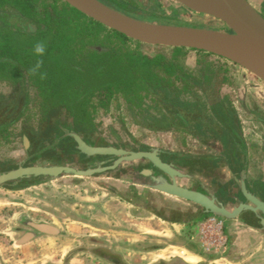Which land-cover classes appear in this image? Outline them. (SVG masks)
Wrapping results in <instances>:
<instances>
[{
    "label": "flooded vegetation",
    "instance_id": "1",
    "mask_svg": "<svg viewBox=\"0 0 264 264\" xmlns=\"http://www.w3.org/2000/svg\"><path fill=\"white\" fill-rule=\"evenodd\" d=\"M158 1L159 0H146V19H149L148 17H155V19H163L165 21L168 19L172 21L178 18L184 21L193 18L178 8L173 9L171 13L167 15L163 9L162 3ZM117 2L123 4L122 6L126 8L132 16L142 17L141 14L133 13L127 2L122 0H117ZM134 8L136 9V7ZM261 15L264 17L263 13H261ZM17 21H19V23ZM183 21H176V23L177 25H183L185 24ZM7 23H9L8 25L11 27L23 28L25 25L29 26L34 24V21L30 18H24L18 13L7 12V14H5L0 11V29L6 26ZM198 51L199 50L188 49L187 55L184 57V65H186L191 72L196 73L201 71L202 77L204 74L207 75L206 79L203 77L205 82L202 86H205L208 92V96H206L208 101L205 100L203 94L200 95L203 103L210 104L209 106L207 105L209 109L207 110L205 121L201 120L197 125L194 127L190 126L186 130H153L150 129L147 124H149V122L155 123V117L161 113L160 109L151 106V109L146 108L145 112L139 114L137 111L128 110L125 104H121H123L128 113L131 114L132 121L135 125L146 128L152 132L160 133L173 131L176 135H189L195 141L194 143L196 146L194 149L198 148V144H203L211 151L207 152L205 150L196 149L194 152L190 150V153H185L179 149V151L171 148L160 149L150 144H143L133 138H130L131 144L130 142L124 143L114 130L112 133L117 138V141L115 143L110 142L102 135L103 133L99 131L98 121L95 120L96 127L87 129L79 128L71 114L64 107L58 108L53 113H50V110L44 111L42 107H39L38 100H36L32 94L31 87L28 90L27 88L25 89L26 86L21 84L11 86L0 82V84H6L5 86L8 89L7 92L0 91V120L12 119L10 120L11 125L5 128L4 131H0V143L8 145L12 147V149H17V153H19L18 159L11 160L10 162L7 160H4L5 162L0 161V173L17 168L18 166H44L48 164L69 165L81 170L88 167L102 168V170L90 176L61 174L56 177H49L41 182L37 181V177L32 176L30 179L24 178L16 184L0 186V188L5 190H22L31 186H39L59 180L63 181L66 185H74L75 183L82 182L84 179L91 178L95 180L96 187L94 189L93 186L88 187L89 189L86 195H97V188H99L116 196L117 199L131 200L130 202H132V204L135 202L134 199H141L140 194L136 195L137 192L135 189L130 192V190L125 188L126 186H131L133 188L134 186H138L145 190L155 191L146 188V186H141L132 182L135 178L142 179L143 182H146V176L142 174L146 171V168H149L146 165L145 159H139L135 162L123 161L110 168L117 160V156L109 154L88 155L82 152L78 148V142L74 137L76 135L85 144L106 145L127 152H146L156 149L162 161L172 164H182L185 169L184 173L189 174L192 179H197V176L201 178V181L209 179V184L214 187V189L211 190L212 194L224 204H235L245 200L241 190V183L245 185L248 191L264 201V160L261 161L260 164L256 163L258 167L257 175L250 179L251 164L248 158V149L251 146L255 150L257 148H264V98L257 94L255 81L245 82L243 85V92L245 94H239L237 81L232 76V65L240 67L239 65L220 56L211 53L207 54V52L204 51H199L198 53ZM191 52L195 55V61L189 64L186 62V59ZM203 52V56L200 55V53ZM213 57L223 59L226 63L218 62L214 60ZM261 87L264 88V86ZM261 90L262 89H259L258 91ZM230 92L234 94H230ZM31 103L35 111L30 110ZM212 105L215 106L213 107ZM219 110L223 111V116L219 114ZM48 115L51 116V119L57 120L56 126L52 124L49 128H45V125L48 123L46 122V118L49 117ZM152 116L155 117L153 118ZM75 180H77V182H74ZM155 192L163 194L158 191ZM143 206L144 205H142V207ZM147 207L156 212L153 205H148L146 203V207L143 208ZM56 208H59L58 210L67 209L60 205H58V207L56 206ZM172 209L173 214L178 215L177 217L179 218H183V220L174 222H187L191 220L192 214L194 213L187 212L182 214L181 210L177 208ZM243 213L247 217L250 215L248 217L249 219L242 216ZM242 214L238 218L242 223L251 227L252 223L256 226H261L260 222L252 213L246 211L242 212ZM56 222L49 224L43 219H35L34 217L30 218L27 216L20 217L17 219L18 225L14 229V231L17 232L15 241L18 242V244H22L39 235L52 234L45 230L38 229L37 225H52L57 229V232L52 235H61L62 230L57 227ZM90 237L92 242H102L101 239L93 238V236ZM91 250L92 254L99 260L107 264H119L120 256L117 252V246L114 249L103 247L100 249L91 248Z\"/></svg>",
    "mask_w": 264,
    "mask_h": 264
},
{
    "label": "trees",
    "instance_id": "2",
    "mask_svg": "<svg viewBox=\"0 0 264 264\" xmlns=\"http://www.w3.org/2000/svg\"><path fill=\"white\" fill-rule=\"evenodd\" d=\"M101 1L132 15L117 0ZM0 11L18 13L37 25L35 31L9 23L0 29V82L31 87L44 111L64 107L82 129L96 127L97 113L107 112L113 100L139 114L151 106L160 109L158 116H152L155 123L147 124L153 130H186L206 120L210 104L203 103L200 95L208 101L202 86L207 75L203 79L201 71L191 72L184 65L187 48L159 46L153 54H145L139 42L107 29L62 0H0ZM37 42L46 45L38 58L32 55ZM36 59L43 61V78L28 73ZM48 116L45 128L56 126L57 120ZM10 120H0L1 132ZM205 216L193 213L187 223Z\"/></svg>",
    "mask_w": 264,
    "mask_h": 264
},
{
    "label": "water",
    "instance_id": "3",
    "mask_svg": "<svg viewBox=\"0 0 264 264\" xmlns=\"http://www.w3.org/2000/svg\"><path fill=\"white\" fill-rule=\"evenodd\" d=\"M62 1L107 29L119 32L140 44L182 47L211 53L239 65L264 83V17L249 0H172L175 8L198 19L197 23L201 22L203 26L198 27L146 21L126 14L101 0ZM24 28L35 31L37 25L34 23ZM74 137L78 142V148L88 155L117 156V160L110 168L123 161L135 162L145 159L149 167L142 173L146 176V182L135 178L132 180L133 183L183 200L191 205V212L214 216L222 223L238 219L242 212L248 211L261 224L256 226L252 223V228L264 233V201L248 191L243 183L241 190L245 200L235 204H224L212 194L211 190L214 187L209 184V179L201 181L197 175V179H192L189 174L184 173L182 164L162 161L156 149L127 152L106 145H88L78 136ZM100 170H102L100 167L81 170L69 165L50 164L18 166L0 173V186H10L32 176L41 182L61 174L90 176ZM242 216L247 217L244 213ZM43 226L37 225V228L52 234L57 232L52 225Z\"/></svg>",
    "mask_w": 264,
    "mask_h": 264
},
{
    "label": "rangeland",
    "instance_id": "4",
    "mask_svg": "<svg viewBox=\"0 0 264 264\" xmlns=\"http://www.w3.org/2000/svg\"><path fill=\"white\" fill-rule=\"evenodd\" d=\"M124 2H127L129 5L130 10H132L135 14H141L142 18L144 20H148L150 22H161L165 24H175L177 25L176 21H183L181 19H173L172 21H169L168 19L161 20V19H155V17H148L149 19H146V0H122ZM162 3L163 9L165 10V13L169 15L175 6L173 5L172 0H159ZM158 1V2H159ZM261 13L264 14V0H249ZM136 7V9L134 8ZM144 8V9H142ZM144 17V18H143ZM193 20V23H190V21ZM198 19L190 18L183 21V25L186 26H203L200 24L201 22L197 23ZM181 24V23H180ZM220 29V27L218 28ZM140 49L142 52L146 53H154L158 51L159 46H151V45H145L141 44ZM195 55L193 52L190 53L188 58L186 59V62L189 64L193 63L195 60ZM214 58V57H213ZM214 60L222 63H226L223 59H217L214 58ZM231 66V65H230ZM232 76L237 81V88L239 89V94L244 95V84L245 82L255 81L259 83L261 86H264V83L257 79L255 76H253L248 71L232 65ZM6 84H0V91L7 92L8 89L5 86ZM249 92V91H248ZM247 92V93H248ZM230 94H234L233 92H230ZM258 94V93H257ZM261 96V95H259ZM32 103L30 104V106ZM31 111H35V108L31 106ZM96 121L99 122V131L103 133L102 135L107 138L110 142H116L117 138L114 136L112 131L114 130L117 132L116 134L120 136L122 142L129 143L130 138H133L136 141H139L143 144H150L151 146H156L160 149H166L171 148L173 150H182L185 153H190V150L192 152L196 151V149L205 150V151H211L207 146L203 144H198V148H195V141L191 138L189 135H181V134H175L173 131L170 132H152L147 130L146 128H142L138 125H135V123L132 121L131 114L128 113V111L125 109L124 105L121 104L118 100H113V102L110 105V108L107 112H104V110H100L97 113V116L95 118ZM248 131V130H247ZM131 144V142H130ZM178 150V151H179ZM249 162L251 164V173L249 174L250 179L253 178V176L257 175L258 167L257 164H260L261 161L264 160V148H257L256 150L253 149L251 146L249 149ZM19 153H17V149H12V147L5 145L3 143H0V161L5 162L6 160L10 162L11 160L18 159ZM5 160V161H4ZM257 163V164H256ZM74 182H77L75 180ZM80 183H75L74 185H79ZM66 185V184H65ZM67 186V185H66ZM126 186V185H125ZM96 187V184H95ZM93 187V189L95 188ZM98 187V186H97ZM66 188V187H65ZM127 190L135 191L137 194H140V200L134 199V203L130 202L131 200H120V199H109V196L104 195V192H98L99 199L97 198L96 204L93 206H96L97 213L95 214V217L98 219H94L92 216H89L94 222L92 223H79L78 221H72L68 216V220H63L64 214L68 215L69 212L73 214V216L76 219H79L78 217H82L81 213L78 212L80 209H85L81 206H76L75 209L77 211H71L70 209L66 210H57L58 215L56 214V217L58 218V222H56V225L58 228L64 231V236H56V240H62L65 239L67 244H71L72 247L69 245H62L60 247V243H57V246L55 247V256L58 258H61V255L63 254L62 258L65 256V254L68 252H71L72 250H76L79 247H81V253H79L73 264H106V263H99L94 259V256L91 254V248H111L114 249L116 247H108L107 244L110 240H113L114 243L117 244V249L119 253V264H226L225 260H217L214 263H210L209 260L213 256H203L201 259H194L192 261L185 259L184 257H187L190 255L188 252L182 253L183 255L180 256L181 249H178L176 247H172L169 245H175L178 242L186 243L189 242L185 238L180 240L176 237L177 234L175 233L178 231L179 227L178 225L188 224L187 222H174L173 220H183V218L177 217L178 215L173 214L172 208H177L181 210L182 214L191 212V205L176 199L172 198L163 194H159L155 191H149L145 190L138 186H126ZM2 189V188H1ZM78 190V188H76ZM98 191H105L104 189L97 188ZM66 192H69L68 190ZM61 192V197H66L67 199H73L75 194L76 197L80 200L78 203L86 205L87 207L91 204L85 203V197L84 195L79 194L77 191L76 193H66ZM139 192V193H138ZM141 192V193H140ZM1 194V193H0ZM110 194V193H109ZM102 196V197H101ZM127 201V202H126ZM146 203L148 205H153L154 212L150 208H143L146 207ZM142 205H144L142 207ZM110 206V208H109ZM9 207H13L12 205H7L5 210H2V215H5L8 217L4 222L0 220V225L4 231L9 232L10 227H13L15 224V218L12 213L14 210H6ZM90 208V207H89ZM187 208V209H186ZM190 208V209H188ZM13 209V208H12ZM107 209H113L115 218H116V225L114 227H111L110 229L108 227H104L101 224V221L103 218H105L106 210ZM172 209V210H171ZM82 210V211H83ZM94 210V211H96ZM91 211V210H89ZM77 212V213H76ZM76 214V215H75ZM12 215V216H11ZM72 217V216H71ZM85 217V216H84ZM176 220V221H177ZM200 221V220H199ZM100 222V223H99ZM190 223V222H189ZM103 227L102 229H105V231L97 230L98 228ZM188 228H190L192 231L191 233L197 234L198 233V227H197V221L192 222L189 224ZM11 234V233H10ZM92 234L94 236H99V234H102L103 239H108L109 241H102L103 246H99L91 241ZM3 237L0 238V241L4 242V237H9L8 235L1 234ZM181 236V234H180ZM95 238V237H93ZM92 243L94 245H92ZM99 243V244H101ZM2 245V244H0ZM188 245V244H187ZM93 246V247H91ZM110 246V245H109ZM60 248V249H59ZM193 249L195 250V247L193 246ZM26 251V249H23ZM62 251V253H61ZM229 250L227 249L226 257H233L235 256V253L228 254ZM79 252V251H78ZM78 252L74 253L77 254ZM7 255L5 258L9 261H13L11 259V255L18 252H12V251H6ZM27 252H24L23 254L26 255ZM186 253V254H185ZM19 254V253H18ZM73 254V255H74ZM72 255V256H73ZM221 257V256H219ZM217 257V259H219ZM215 259L214 257L212 260ZM0 264H17V263H9V262H3ZM21 264H25L22 262Z\"/></svg>",
    "mask_w": 264,
    "mask_h": 264
},
{
    "label": "crops",
    "instance_id": "5",
    "mask_svg": "<svg viewBox=\"0 0 264 264\" xmlns=\"http://www.w3.org/2000/svg\"><path fill=\"white\" fill-rule=\"evenodd\" d=\"M255 87L257 88L258 95H261L264 98V88L261 87V85L257 82H255ZM259 89H262L261 91H258ZM95 180H92L91 178L84 179L82 182H80L79 185H65V183L61 180L55 181L52 183H47L39 186H31L22 190H5L0 188V220L4 222L8 217L5 215H2V210L4 211L7 205H12L13 207H9L6 210H14L12 215L15 218V224L13 227H10L9 232L4 231L0 225V238L3 237L1 234H6L9 237H4V242L0 241V262H9V263H17L21 264L24 262L25 264H73L75 261L76 256L81 253V247H79L76 250H72L71 252H68L65 254V256L62 258L63 254L61 255V258H58L55 256V247L57 246V243H60V247L62 245H69L67 244L65 239L62 240H56V236H64V231L62 230L61 235H52V234H42L39 235L36 238L31 239L28 242L18 244V242L15 241L16 233L14 229L17 227V219L23 216L27 217H34L35 219H43L44 221H47V223H54L58 220L56 217V214H58V205L64 208L70 209L71 211H77L75 207L81 206L85 209H80L78 212L81 213L82 217H78L79 219H76L71 212L68 213V215L64 214L63 220H68L67 216L75 222L79 223H86L90 224L94 221L90 220L91 218L89 216H92L94 219H98L95 217L94 213H97L96 206H93L96 204L97 198L99 199V195H86L88 193V187H95ZM66 187V188H65ZM78 188V190L76 189ZM69 192H66V191ZM79 192V194L86 196L85 197V203L91 204L90 206H86L83 204H79L80 201L75 194L73 199H67L64 196L61 197V192L66 193H76ZM98 191V190H97ZM98 192H104L103 194L106 196H109V199H116V196H113L106 191H98ZM102 197V196H101ZM58 205H57V204ZM77 206V207H78ZM90 207V208H89ZM13 208V209H12ZM110 208V206H109ZM83 210V211H82ZM91 210V211H89ZM96 210V211H94ZM105 218H103L101 221L102 226L108 227L109 229L111 227H114L116 225V218L113 209H107ZM77 213V212H76ZM11 215V216H12ZM76 215V214H75ZM72 216V217H71ZM85 216V217H84ZM100 223V222H99ZM190 224V223H189ZM189 224H183L178 225V231H176L174 234L177 238L183 241L185 238L189 242L181 243L175 245H169L172 247H176L178 249H181L180 256L183 255L182 253L188 252L190 255L187 257H184L187 260H194V259H201L204 255L209 257L213 256L215 259L212 260V258L209 260L210 263H214L217 260H225L226 264H264V233L259 232L258 230L252 228L251 226H248L244 223H242L240 220H230L227 222L222 223V232L224 235L223 239H216L211 240L208 239L204 241L200 237V225L199 221H197V227H198V233L194 234L191 233V229L188 228ZM103 227L98 228L97 230L105 231V229H102ZM11 233V234H10ZM181 234V236H180ZM16 236V237H15ZM96 239H101L103 242L109 241L108 239H103L102 234H99V236H94ZM95 244L99 246H103L102 244H99L97 242H94ZM92 245H94L92 243ZM110 245V246H109ZM108 247H116L117 244L113 242V240H110L107 244ZM193 246L195 247V250L193 249ZM93 247V246H91ZM23 249H26L23 250ZM60 249V248H59ZM111 249V248H110ZM227 249L229 250L228 254L235 253V256L233 257H226ZM6 251H14L18 252L11 255V259L13 261L7 260L5 256L7 255ZM79 251V252H78ZM24 252H27L26 255L23 254ZM78 252L77 254H74ZM62 253V251H61ZM74 254V255H73ZM92 254V251H91ZM186 254V253H185ZM73 255V256H72ZM93 255V254H92ZM94 256V255H93ZM221 256V257H219ZM219 257V259H217ZM94 259L98 261L99 263H105L104 261L99 260L97 257L94 256ZM107 264V263H106ZM110 264V263H109ZM225 264V263H224Z\"/></svg>",
    "mask_w": 264,
    "mask_h": 264
},
{
    "label": "built area",
    "instance_id": "6",
    "mask_svg": "<svg viewBox=\"0 0 264 264\" xmlns=\"http://www.w3.org/2000/svg\"><path fill=\"white\" fill-rule=\"evenodd\" d=\"M200 237L206 241L208 239H223L222 221L214 216H205L199 221Z\"/></svg>",
    "mask_w": 264,
    "mask_h": 264
},
{
    "label": "clouds",
    "instance_id": "7",
    "mask_svg": "<svg viewBox=\"0 0 264 264\" xmlns=\"http://www.w3.org/2000/svg\"><path fill=\"white\" fill-rule=\"evenodd\" d=\"M46 45L44 42H37L32 48V55L34 57H42L45 53ZM43 61L40 59H36V62L28 69V73L30 76L39 75L40 78H43V73L41 72Z\"/></svg>",
    "mask_w": 264,
    "mask_h": 264
}]
</instances>
